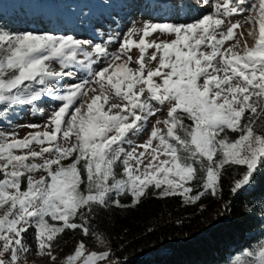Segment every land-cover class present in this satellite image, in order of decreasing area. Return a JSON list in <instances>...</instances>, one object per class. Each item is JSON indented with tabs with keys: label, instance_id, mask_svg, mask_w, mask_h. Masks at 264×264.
I'll list each match as a JSON object with an SVG mask.
<instances>
[{
	"label": "snow or ice",
	"instance_id": "1",
	"mask_svg": "<svg viewBox=\"0 0 264 264\" xmlns=\"http://www.w3.org/2000/svg\"><path fill=\"white\" fill-rule=\"evenodd\" d=\"M202 4L212 11L190 23L146 22L111 53L68 34L0 30V105L59 102L42 125H25L33 130L22 138L0 131V264H28L30 229L35 253L55 264L53 244L66 230L105 243L90 222L111 206L134 207L150 189L196 204L217 196L234 167L232 194L264 171V0ZM245 11L243 21L258 25L248 33L254 43L225 47L241 27L229 18ZM77 71L87 78L61 86ZM164 106L165 118L146 129ZM61 264L120 262L81 240ZM229 264H264V240Z\"/></svg>",
	"mask_w": 264,
	"mask_h": 264
},
{
	"label": "trees",
	"instance_id": "2",
	"mask_svg": "<svg viewBox=\"0 0 264 264\" xmlns=\"http://www.w3.org/2000/svg\"><path fill=\"white\" fill-rule=\"evenodd\" d=\"M15 1L20 6L37 9L42 0ZM63 7V0H52ZM75 1V0H71ZM19 105H0V131L16 117ZM7 133V132H6ZM239 168H232L222 178L217 196L203 197L196 204H185L180 196L159 198L150 189L134 207L111 206L98 212L90 222V233H100L105 243L85 237L81 231L66 230L53 244L57 260L70 254L78 241L89 250H111L120 264H229L240 250L254 247L264 240V171L237 194L230 191L232 178ZM130 204V197L121 198ZM35 253L34 230L25 234Z\"/></svg>",
	"mask_w": 264,
	"mask_h": 264
},
{
	"label": "rangeland",
	"instance_id": "3",
	"mask_svg": "<svg viewBox=\"0 0 264 264\" xmlns=\"http://www.w3.org/2000/svg\"><path fill=\"white\" fill-rule=\"evenodd\" d=\"M215 0H210V4ZM255 0H246L245 8H250ZM212 9L202 4V0H63V7L59 8L52 0H42L37 9L32 6H20L15 1L0 2V30H7L12 33L48 32L55 35H72L82 40H90L93 43L106 44L109 52H116L120 42L124 39L129 30L140 28L146 22H168V23H190L208 14ZM250 13L245 11L239 16L229 18L232 22L241 21V27L234 29L235 36L232 41H226L225 47L240 40L241 46L247 41L251 46L254 37L249 36V31L258 34V25H252L243 21ZM241 33L243 34L241 36ZM139 39V36H134ZM171 36H163L160 39L170 40ZM150 39H156L151 37ZM153 49L148 50V55ZM134 59L138 56V50H133ZM58 70L59 65L53 63ZM135 67V65H131ZM154 62L149 67H154ZM87 78V74L77 71L71 77H65L61 86L71 83H78L80 79ZM59 87V86H58ZM113 102H117L113 100ZM59 102L50 97L42 98L41 102L30 106L19 105L16 117L10 120L7 133H15L18 138L33 129L25 127L30 123L43 124ZM159 107V106H157ZM166 107L156 116L150 117L145 123L146 129L151 128L157 119H164ZM190 123V122H189ZM162 127V125H161ZM148 132L131 136L132 145L143 143ZM63 143V141H61ZM36 150L39 146H34ZM126 149L130 145L125 144ZM103 251V250H97ZM54 254V253H53ZM57 260L55 264H61L63 259ZM28 264H51L49 258L35 254L28 258Z\"/></svg>",
	"mask_w": 264,
	"mask_h": 264
}]
</instances>
